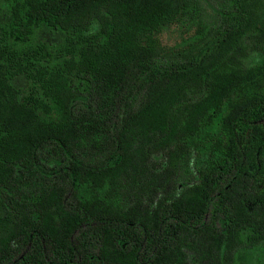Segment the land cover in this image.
<instances>
[{"label":"trees","instance_id":"trees-1","mask_svg":"<svg viewBox=\"0 0 264 264\" xmlns=\"http://www.w3.org/2000/svg\"><path fill=\"white\" fill-rule=\"evenodd\" d=\"M0 264H264V0H0Z\"/></svg>","mask_w":264,"mask_h":264},{"label":"rangeland","instance_id":"rangeland-1","mask_svg":"<svg viewBox=\"0 0 264 264\" xmlns=\"http://www.w3.org/2000/svg\"><path fill=\"white\" fill-rule=\"evenodd\" d=\"M209 11L212 12V9H209ZM183 31L184 30H180L179 27H174L171 30H167L163 34V40L168 44H175L181 41V36ZM56 37L59 36H55L53 33L47 31L41 32L39 34V38L44 41L45 40L53 41L55 40Z\"/></svg>","mask_w":264,"mask_h":264}]
</instances>
